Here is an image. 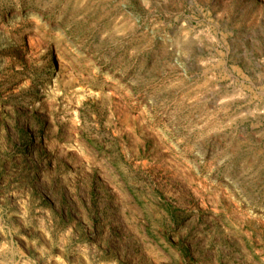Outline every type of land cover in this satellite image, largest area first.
<instances>
[{
    "label": "rangeland",
    "instance_id": "1",
    "mask_svg": "<svg viewBox=\"0 0 264 264\" xmlns=\"http://www.w3.org/2000/svg\"><path fill=\"white\" fill-rule=\"evenodd\" d=\"M0 264H264V0H0Z\"/></svg>",
    "mask_w": 264,
    "mask_h": 264
}]
</instances>
